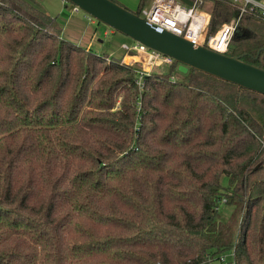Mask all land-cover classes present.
I'll return each instance as SVG.
<instances>
[{"label": "trees", "instance_id": "obj_1", "mask_svg": "<svg viewBox=\"0 0 264 264\" xmlns=\"http://www.w3.org/2000/svg\"><path fill=\"white\" fill-rule=\"evenodd\" d=\"M208 9L209 33L238 10ZM238 29L226 54L264 68V18ZM61 32L0 0V264H264V119L242 100L264 94L174 60L139 86Z\"/></svg>", "mask_w": 264, "mask_h": 264}, {"label": "water", "instance_id": "obj_2", "mask_svg": "<svg viewBox=\"0 0 264 264\" xmlns=\"http://www.w3.org/2000/svg\"><path fill=\"white\" fill-rule=\"evenodd\" d=\"M67 1L134 41L171 57L178 63L180 72L185 73L188 68H195L216 78L264 94V68L247 63L237 56L219 53L194 44L147 22L114 0Z\"/></svg>", "mask_w": 264, "mask_h": 264}, {"label": "built area", "instance_id": "obj_3", "mask_svg": "<svg viewBox=\"0 0 264 264\" xmlns=\"http://www.w3.org/2000/svg\"><path fill=\"white\" fill-rule=\"evenodd\" d=\"M210 1L151 0L150 4L143 7L138 15L147 22L181 36L194 44L202 45L224 54L227 53L231 38L238 29L242 13L250 10L264 18V0H231L238 10L230 21L223 22L214 33H209L211 13L208 9V4ZM79 10L78 6L72 4V12H78ZM121 48L124 50L125 55L132 57L131 61H126L122 57L121 63L134 67L136 65L137 83L139 86H142L143 76L153 71V68L158 66L159 69H162L161 71H165L173 62L171 57L149 49L137 41H133L131 45L122 43ZM171 80L175 79L171 78ZM224 201L223 199L222 202ZM213 262H216V264H235L232 252L218 255L209 264Z\"/></svg>", "mask_w": 264, "mask_h": 264}, {"label": "rangeland", "instance_id": "obj_4", "mask_svg": "<svg viewBox=\"0 0 264 264\" xmlns=\"http://www.w3.org/2000/svg\"><path fill=\"white\" fill-rule=\"evenodd\" d=\"M36 1L40 3V6L47 14L57 17L62 29L61 35L64 39L69 40L81 47H88L95 53L105 54L121 60L124 53V50L121 48L122 43L131 45L134 41L130 37L114 30L106 24L98 21L94 17L88 15L82 9H80L78 12H72V3L67 0ZM116 1L132 11H136L140 3V0ZM150 1L151 0H147L145 5L148 6ZM104 31L107 33L106 35H104ZM126 60L131 59L126 58ZM156 67L157 68H153L154 70L150 71V73H165L169 69L167 67L165 71H161L162 69H159L158 66ZM170 77L176 79L175 74H172ZM242 100L251 108L253 107V115L255 118H257L256 120L262 121L264 119V112L254 107V105L247 99L243 98ZM226 183L227 179L223 178V186L226 187ZM221 205L223 204H220L219 208L223 209L224 206L222 208ZM217 213H220V211ZM228 216L229 213L227 207H225L222 211L221 217L228 218ZM212 264H216V262H213Z\"/></svg>", "mask_w": 264, "mask_h": 264}, {"label": "crops", "instance_id": "obj_5", "mask_svg": "<svg viewBox=\"0 0 264 264\" xmlns=\"http://www.w3.org/2000/svg\"><path fill=\"white\" fill-rule=\"evenodd\" d=\"M237 30H238L237 32H239V29H237ZM106 34L107 33H105V31H104V35H106ZM86 48L89 49L88 47H86ZM122 57L125 58V60H126V58H130L132 60V57L130 55H125V52L123 53ZM131 60H126V61H131Z\"/></svg>", "mask_w": 264, "mask_h": 264}, {"label": "bare ground", "instance_id": "obj_6", "mask_svg": "<svg viewBox=\"0 0 264 264\" xmlns=\"http://www.w3.org/2000/svg\"><path fill=\"white\" fill-rule=\"evenodd\" d=\"M130 59V58H129Z\"/></svg>", "mask_w": 264, "mask_h": 264}]
</instances>
